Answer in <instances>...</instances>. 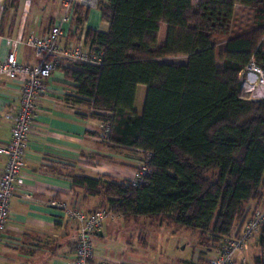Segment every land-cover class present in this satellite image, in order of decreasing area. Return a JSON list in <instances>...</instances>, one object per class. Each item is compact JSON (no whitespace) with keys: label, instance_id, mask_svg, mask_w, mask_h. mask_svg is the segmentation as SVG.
Returning <instances> with one entry per match:
<instances>
[{"label":"trees","instance_id":"1","mask_svg":"<svg viewBox=\"0 0 264 264\" xmlns=\"http://www.w3.org/2000/svg\"><path fill=\"white\" fill-rule=\"evenodd\" d=\"M96 8L107 29L85 27L82 41L101 62L57 63L73 82L67 99L101 121L102 133L109 125L101 138L112 147L150 154V172L137 185L86 175L73 184L123 219L199 231L209 256L264 202V98L242 96L240 81L231 87L223 74H240L252 56L264 64V0H97ZM89 9L74 5L67 41L77 40ZM162 23L166 40L157 45ZM259 230L264 253V224Z\"/></svg>","mask_w":264,"mask_h":264},{"label":"crops","instance_id":"2","mask_svg":"<svg viewBox=\"0 0 264 264\" xmlns=\"http://www.w3.org/2000/svg\"><path fill=\"white\" fill-rule=\"evenodd\" d=\"M241 10V6L235 7V13ZM60 14L58 0H1L0 60L10 51L7 41L12 39L18 40L15 48L18 60L36 65L39 58L25 40L31 33L47 31ZM71 26V20L62 25L67 36ZM85 27L107 29L96 7L89 9L83 29L74 42L82 38ZM166 35L167 25L162 23L157 45L164 44ZM46 85L45 94L36 101L34 122L24 147V184L9 200L10 218L0 245V264H70L75 258L77 223L51 203L66 202L85 212L97 210L100 199L85 195L83 188L73 184L72 176L130 180L144 156L141 150L112 147L101 138L102 122L82 117L81 104L67 99L73 92V82L65 77L60 67L54 70ZM20 86V80L0 75V146L10 140L13 117L19 107ZM145 91L142 84L137 85L134 110L138 114L142 111ZM138 101L142 104L140 109L136 106ZM5 163L6 156L0 153V174ZM27 193L31 198L25 197ZM127 225L117 214L104 221L92 237L96 260H111L113 255L105 246L113 238L118 246L125 248L128 235L124 236L122 231ZM117 261L143 264L123 255L122 258L119 255Z\"/></svg>","mask_w":264,"mask_h":264},{"label":"built area","instance_id":"3","mask_svg":"<svg viewBox=\"0 0 264 264\" xmlns=\"http://www.w3.org/2000/svg\"><path fill=\"white\" fill-rule=\"evenodd\" d=\"M61 14L55 24L41 34L31 33L25 43L31 46L39 58L36 65L30 66L18 60L15 48L18 40L9 39L11 49L4 60H0V75L21 81L19 107L13 117L10 128L11 136L5 146H0V153L6 156V163L0 174V245L6 225L10 218L9 200L15 190L24 184V147L34 122L36 101L47 90L46 81L57 68L60 60L80 61L100 64V57L84 47L82 38L77 42H67V33L62 25L70 22L75 4L96 7L97 0H58ZM1 2V0H0ZM264 40V37H262ZM239 93L247 98H264V64H260L252 56L246 67L240 72ZM109 125H106L103 138H107ZM150 154H146L140 166L129 180L132 185L145 181L150 172L148 163ZM26 198H31L29 193ZM51 204L64 210L67 217L77 223V238L74 247L75 258L70 264H122L113 260H96L92 237L104 221L113 216L112 211L101 208L85 212L66 202L54 201ZM264 224V204L256 208L244 224L239 235L236 228L222 240V244L210 253L207 264H234L241 258L247 248L248 241ZM242 259V258H241ZM240 260V259H239ZM241 261V260H240Z\"/></svg>","mask_w":264,"mask_h":264},{"label":"rangeland","instance_id":"4","mask_svg":"<svg viewBox=\"0 0 264 264\" xmlns=\"http://www.w3.org/2000/svg\"><path fill=\"white\" fill-rule=\"evenodd\" d=\"M90 9H94V7ZM182 59V57H170L164 60L185 63V60ZM217 63L221 65L219 59H217ZM223 74L231 87H234L240 81L239 74H233L227 70H223ZM142 87L146 90L145 85H142ZM136 106L137 109H140L142 104L140 105L139 102ZM254 204L255 202H250L251 207L255 206ZM261 204H264V202ZM104 206L115 215L109 205ZM260 206H257V208ZM124 221L128 224L124 232L121 230L124 236L128 235L125 237L128 242L123 245L125 248L122 249L118 246V242L114 238L111 242L109 241L111 239H108L109 242L106 240L108 243H105L107 245L105 248L113 255L110 256L111 260L117 261L118 256L120 255L122 258L123 255L128 259H137L143 264H207L209 258L207 245H209V242L199 231L175 228L165 224L159 225L157 221L142 217L124 219ZM138 236L140 237L139 240ZM259 236L260 230L248 241L247 248L241 256L242 259L239 256L234 264H254L255 256L264 255L260 250ZM114 237L116 238V236ZM93 247H95L94 244ZM121 252L122 254H120ZM239 259L244 263H240Z\"/></svg>","mask_w":264,"mask_h":264}]
</instances>
